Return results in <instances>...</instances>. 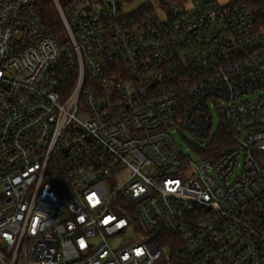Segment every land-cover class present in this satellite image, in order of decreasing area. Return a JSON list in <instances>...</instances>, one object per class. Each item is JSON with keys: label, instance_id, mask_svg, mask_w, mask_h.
<instances>
[{"label": "built area", "instance_id": "built-area-1", "mask_svg": "<svg viewBox=\"0 0 264 264\" xmlns=\"http://www.w3.org/2000/svg\"><path fill=\"white\" fill-rule=\"evenodd\" d=\"M43 2L0 0V264H264V0Z\"/></svg>", "mask_w": 264, "mask_h": 264}, {"label": "rangeland", "instance_id": "rangeland-1", "mask_svg": "<svg viewBox=\"0 0 264 264\" xmlns=\"http://www.w3.org/2000/svg\"><path fill=\"white\" fill-rule=\"evenodd\" d=\"M219 3H224L229 0H217ZM142 5H149L151 6L155 11L159 12L160 9L166 6V1L164 0H133V2L128 7V11H132L139 6ZM46 17L49 21V24L54 25L56 31V40L57 42H62L67 39L66 32L64 28L61 25L60 18L58 15V12L53 4H50L44 8ZM217 126V119L216 116H213V129L212 134L216 131ZM168 130L172 133L173 139L176 142V144L179 147L180 152L182 155H184L187 159H190L192 161L199 160L201 158V154L197 150V147L192 143V138L188 132H184L178 129L177 124H173L171 126H168ZM128 235H131V231L128 232ZM166 252V251H165ZM164 252V253H165Z\"/></svg>", "mask_w": 264, "mask_h": 264}, {"label": "trees", "instance_id": "trees-1", "mask_svg": "<svg viewBox=\"0 0 264 264\" xmlns=\"http://www.w3.org/2000/svg\"><path fill=\"white\" fill-rule=\"evenodd\" d=\"M164 1H174V0H164ZM176 1H183V0H176ZM42 13L43 16L45 18V20H47V22L49 23L46 14H45V7L50 5L51 2L50 0H44V2L42 3ZM52 27V31H56L54 25L51 24ZM231 144V138L229 136L224 135L222 132L217 131L216 134L213 136V138L211 139V141L207 144L206 147V151H203V153L201 154V156H215L217 157L220 154V151L224 148H227L228 146H230ZM255 156L257 158V161L264 166V152H256ZM162 236L165 237H173L171 236L172 234L170 232H167L165 230H161ZM158 247L160 248H166L168 250H171L173 248V245L171 244V242H168L167 240L164 239H159L156 237L155 239Z\"/></svg>", "mask_w": 264, "mask_h": 264}]
</instances>
